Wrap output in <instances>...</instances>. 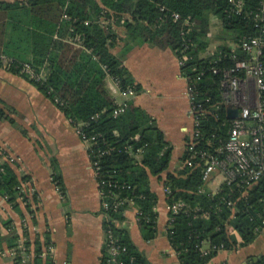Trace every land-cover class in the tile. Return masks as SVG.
Segmentation results:
<instances>
[{
  "label": "trees",
  "instance_id": "obj_1",
  "mask_svg": "<svg viewBox=\"0 0 264 264\" xmlns=\"http://www.w3.org/2000/svg\"><path fill=\"white\" fill-rule=\"evenodd\" d=\"M262 2L245 0L241 13H237L230 0L0 2V54L11 59L9 66L13 72L26 76L45 91L74 125L89 136L98 134L96 148H114L100 158L102 170L127 185L121 194L134 198L142 211L139 224L144 238L152 239L158 234L159 195L152 189L151 176L168 171L173 148L155 119L134 103L129 102L119 116L113 115L117 99L108 79H117L123 90L139 89L121 57L112 51L118 40L113 22L125 27L126 51L135 44L150 42L170 47L180 56L187 46L188 57L182 69L192 76L204 72L198 88L200 97L209 99L211 111L202 119L198 145L214 150L228 138L233 119L221 95L222 70L235 64L233 55L247 57L240 43L244 37L257 33L254 16ZM175 13L180 14L179 19H175ZM214 16L227 33V41L204 55ZM188 18L195 23H188ZM262 58L264 61V52ZM25 63L43 77L37 80L22 71ZM187 157L186 150L182 167L168 171L164 179V185L171 190L167 201L184 200L188 204L173 214L168 235L181 264H209L221 250L247 246L263 230L264 180L246 193L236 184L225 183L214 192L203 181V163L189 166L185 163ZM5 166V171L0 172V193L17 205L21 178L12 165ZM230 200L234 205L229 204ZM127 207L124 205L119 212L104 210L105 228H112L119 243L127 246L122 254L127 263L134 260L150 264L128 230L116 223L124 219ZM15 239L12 246L16 245ZM50 240L47 235L45 243ZM206 243L210 246L204 251ZM43 246L37 239L35 263L54 264L53 256L44 261L39 255ZM107 250L106 246L102 264H109ZM17 264H21L20 258ZM249 264H264V255L253 257Z\"/></svg>",
  "mask_w": 264,
  "mask_h": 264
},
{
  "label": "crops",
  "instance_id": "obj_2",
  "mask_svg": "<svg viewBox=\"0 0 264 264\" xmlns=\"http://www.w3.org/2000/svg\"><path fill=\"white\" fill-rule=\"evenodd\" d=\"M15 1L18 0H0ZM113 27L118 40L112 51L121 57L139 86L134 94L114 96L117 101L126 98L155 119L173 148L168 171L179 170L194 130L189 115L188 79L180 56L170 47L150 42L135 44L126 51L125 27L116 22ZM226 35L218 17H212L209 47L203 54L214 52L225 43ZM0 145L18 156L12 166L21 179L31 180L38 191L36 207L27 197H17L15 205L0 193V264H17L15 249L21 239L36 249V240L45 245L47 235L51 237L47 244L54 245V264H102L107 215L88 145L78 127L45 91L26 76L13 72L1 59ZM168 171L151 176L152 189L159 195L156 237L144 238L136 205H129L119 222L150 264H181L168 235L170 211L164 189ZM30 213H34L33 217ZM14 237L16 245L12 246ZM204 246L208 249L210 245ZM261 255L264 228L249 245L221 250L209 264H249L253 257ZM47 258L42 257L44 261Z\"/></svg>",
  "mask_w": 264,
  "mask_h": 264
},
{
  "label": "built area",
  "instance_id": "obj_3",
  "mask_svg": "<svg viewBox=\"0 0 264 264\" xmlns=\"http://www.w3.org/2000/svg\"><path fill=\"white\" fill-rule=\"evenodd\" d=\"M230 1L237 13L243 11L245 0ZM174 16L175 19L180 18L179 13H175ZM64 17H68V15L65 14ZM254 20L257 33L253 36L244 37L240 43V48L247 54V57L233 55L235 64L222 70V98L227 105L228 111L229 108L238 109L239 114L232 119L228 138L222 144L220 143L219 146H216L214 150L198 145L202 135V119L211 112L207 104L209 99L201 98L198 88L204 72H198L194 76L184 73L188 79L189 115L194 121L193 134L186 146L188 157L185 163L189 166L203 163L202 178L205 184L209 183L211 179H215L218 174H223L224 179L218 187L219 189L213 190L214 192H218L225 183L229 185L236 184L237 187H240L246 193L255 184L264 180V61L262 58L264 52V0L256 12ZM187 21L192 25L195 23L194 21L191 22L190 18ZM186 50L187 46L182 50L183 55H180L182 66L188 57L185 54ZM0 59L10 65L11 59L9 57L0 54ZM22 71L29 73L37 80L43 77L42 73H37L28 63L24 64ZM110 81L109 88L115 96L117 94L127 96L136 92L135 88L132 87L126 90L121 89L117 79L111 77ZM128 106L129 101L126 98L117 101V107L114 109L113 115L119 116L126 111ZM217 108L219 109L220 106H217ZM78 131L88 145V153L98 181L103 209L105 211L119 212L124 205H136L133 197L121 194V191L127 185L120 183L111 174L108 175L102 170L100 158L114 148H96L95 143L97 142L98 134L89 136L81 127H78ZM18 160L17 155L0 145V172L5 171V164L14 165ZM18 189L20 196L22 198L27 197V201H31L36 207L35 196L38 191L33 182L28 179H21ZM164 189L167 194L171 191L168 186H165ZM4 196L9 199L8 195ZM229 204L234 205V202L230 200ZM187 206L188 204L184 200H178L174 203L168 202L170 222L173 214L180 212ZM33 215L34 213H30L29 216L33 217ZM141 215L142 211L138 208L139 219ZM27 221L25 219L26 223ZM119 222L116 221L117 225H120ZM261 228H264V219ZM106 235L107 261L109 264H141L134 260L131 263H127L122 258V254L127 251V246L119 243V238L112 228L106 229ZM53 249L54 245L45 244L43 251L39 255L43 258L52 256ZM203 250L207 251L208 249L203 246ZM15 254L18 260L20 258L21 264L33 263L37 256L34 246L27 244L25 239L19 241Z\"/></svg>",
  "mask_w": 264,
  "mask_h": 264
},
{
  "label": "rangeland",
  "instance_id": "obj_4",
  "mask_svg": "<svg viewBox=\"0 0 264 264\" xmlns=\"http://www.w3.org/2000/svg\"><path fill=\"white\" fill-rule=\"evenodd\" d=\"M178 166H180V163H178ZM224 179V175L223 174H218L217 177L215 179H211L209 181V183H206L205 186L208 188V189H211V188H218L221 184V182L223 181Z\"/></svg>",
  "mask_w": 264,
  "mask_h": 264
},
{
  "label": "water",
  "instance_id": "obj_5",
  "mask_svg": "<svg viewBox=\"0 0 264 264\" xmlns=\"http://www.w3.org/2000/svg\"><path fill=\"white\" fill-rule=\"evenodd\" d=\"M238 114H239V110L238 109L229 108L230 117H232V118L237 117ZM256 259H257V257H256Z\"/></svg>",
  "mask_w": 264,
  "mask_h": 264
}]
</instances>
